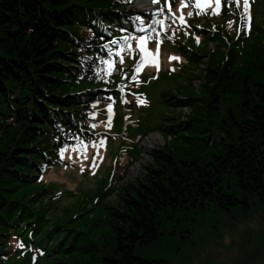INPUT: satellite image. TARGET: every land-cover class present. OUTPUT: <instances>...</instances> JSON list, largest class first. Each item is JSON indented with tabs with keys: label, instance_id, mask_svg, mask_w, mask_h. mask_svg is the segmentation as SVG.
I'll list each match as a JSON object with an SVG mask.
<instances>
[{
	"label": "trees",
	"instance_id": "obj_1",
	"mask_svg": "<svg viewBox=\"0 0 264 264\" xmlns=\"http://www.w3.org/2000/svg\"><path fill=\"white\" fill-rule=\"evenodd\" d=\"M120 9L124 11L125 7L116 0H0V251L7 246L13 228L30 227L28 218L35 213L31 208L24 210L15 206L20 200L14 190L27 176L38 175L43 151L51 152L50 148L57 150L69 143L58 137L54 120L66 124L62 134L71 143L84 140L71 126L70 113L77 115L86 108L75 92L90 89L92 85L111 86L121 71V65L116 62L118 66L109 69L111 80H107L106 56L87 51L92 62L82 75L77 58L84 51L75 40L86 35L82 26L87 16L98 14L114 21L120 18L122 13L116 11ZM252 31L257 36L264 33V27L253 24ZM202 35L204 42L224 47L219 34L211 35L203 30ZM174 40L177 41L169 38L167 43L185 58H179L186 61V65L180 66L182 70L194 62V52L187 44L181 46ZM89 44L94 45L93 41ZM232 55L234 52L223 65L218 62L214 68L198 62L197 69L202 66L204 71V93L194 104L190 102L196 98L193 95L185 98L176 95L189 100L178 102L180 107L187 105L189 113L185 116L182 113L181 119L170 117L161 125L163 133L185 126L179 135L180 143L154 150L151 165L127 187H122L114 197L116 201L104 207L108 232L73 248L75 253H89L86 257L77 258L75 254L62 264H169L164 258L137 256L134 247L165 235L173 212L213 206L236 221L251 210L254 199L264 208V51L252 55L250 63L242 67L235 65ZM222 57L219 54L216 59ZM97 70H101L99 74ZM77 75H81V80ZM91 94L85 95L91 97ZM94 99L106 102L97 96ZM173 100L167 103L175 107L178 98ZM154 105L150 102L141 109L149 116L154 112ZM116 117L119 122L121 114ZM144 124L138 123L141 136L147 128ZM88 127L93 132V127ZM86 138L93 139L89 134ZM55 154L53 151L50 156ZM55 158L56 163L60 161L57 155ZM41 187L40 194L46 199L48 195H57ZM39 229L40 225L34 227L30 236ZM43 247L49 256L53 253V249L50 252L46 245ZM70 247L72 242L59 253ZM60 258L58 255L51 259Z\"/></svg>",
	"mask_w": 264,
	"mask_h": 264
},
{
	"label": "rangeland",
	"instance_id": "obj_2",
	"mask_svg": "<svg viewBox=\"0 0 264 264\" xmlns=\"http://www.w3.org/2000/svg\"><path fill=\"white\" fill-rule=\"evenodd\" d=\"M212 2L213 0L210 4ZM141 3L145 5L143 1ZM249 4L250 28L253 24L264 27V12H260L264 9V0H249ZM214 7L215 5L206 7L210 11H207L208 18L205 22L194 25L193 22H186V27L181 28H185L186 34L188 30L194 33L204 26L208 30L212 28L224 40L223 48L215 47L208 41L204 42L203 38H187L183 44H187L194 52V62L181 70L176 68L186 63L179 59L182 56L180 52L178 59L171 60L166 48L169 47L168 50L176 53L174 48L165 46L159 52L156 50L158 45L150 47L148 52L153 53L158 60L155 63L149 60L141 67V71L148 74L141 89L146 90L151 102L155 103L151 115L147 116L145 110L140 113L136 109L137 100H132L133 105L128 112L122 114L121 120L118 122L116 118L112 122L114 129L111 133L117 136L102 135L99 141L81 142L65 147L63 162L47 164L39 173L38 179L33 180V176H27L14 190L20 200V204L15 206L24 210L31 208L35 213L28 218L32 223L30 227L25 230L22 227L13 228V234L8 238L12 252L8 251L11 253L4 256L3 264H24L25 261L28 264H62L63 261L69 262L75 254L77 258L86 257L89 253H75L73 248L84 245L91 239H98L108 232L104 207L111 201H116L117 198L114 197H117L122 187H127L130 181L144 172L145 167L151 165L150 159L154 150L167 144L176 147L180 143L179 135L183 133L185 126L179 125L176 131L163 133L161 125H165V120L170 117L178 116L181 119L182 113L184 116L189 113L187 105L180 107L178 103H187L189 100L180 99L176 95L182 98L185 95L194 96L195 100L190 101L194 104L204 93V71L202 66L197 69V64L214 68L218 66V62L223 65L229 54L234 52L232 56L235 65L242 67L250 63L252 55L264 51V33L255 36L253 31L245 30L242 19L243 0L237 6L236 16L212 15ZM68 34L76 37L73 32ZM183 44L180 43L181 46ZM219 54L223 57L217 60ZM140 58L142 57H137L136 60ZM165 62L167 63L164 66L154 68ZM153 72L159 75L156 81L151 79ZM133 74L137 75L135 79L124 80V74L119 83L126 86L128 94L131 95L129 89L134 88L133 93L139 95V75L136 69ZM170 100L175 101L174 106L177 109L167 103ZM105 108L107 107H102ZM135 112L137 113L134 114ZM97 113L112 116L114 112L107 110ZM135 117H140L141 123L145 122L147 128L143 136L137 131L138 125L133 121ZM174 121L171 120L172 123ZM194 146L196 145L192 147ZM41 186L53 190L52 193L57 195H48L46 199L40 194ZM250 209L245 216L236 218V221L213 206H207L204 210L173 212L172 220L168 221L166 227L167 233L152 243L136 244L134 254L145 258H164L169 264H264V208L254 199ZM38 225L39 231L33 237L29 236ZM53 236L59 238L55 239ZM69 242H72L70 250L59 253L60 250H65ZM18 244L23 247H18ZM28 244L32 246L33 253L26 250ZM45 245L50 252L53 249L50 256L43 248ZM32 254L36 256L35 262L30 260ZM58 255L60 260L51 259Z\"/></svg>",
	"mask_w": 264,
	"mask_h": 264
},
{
	"label": "snow or ice",
	"instance_id": "obj_3",
	"mask_svg": "<svg viewBox=\"0 0 264 264\" xmlns=\"http://www.w3.org/2000/svg\"><path fill=\"white\" fill-rule=\"evenodd\" d=\"M159 0H153V3H158ZM233 2H235L237 4V6H239L240 0H233ZM211 0H195L194 5H192L195 8L200 9L199 12H197L196 14H202L204 9L208 6H210ZM216 3V9H214L213 14H217V11L219 9V5H220V0H215ZM187 6L185 4V0H181V9H183V7ZM249 8H250V4H249V0H243V13H242V19L245 22V30L246 31H250V26H251V17L249 14ZM169 10H170V6H169ZM162 11V10H161ZM193 13H189L188 15L191 16ZM181 23H184V18L183 16L178 18ZM154 23H158V24H163V21H154ZM231 23V22H230ZM127 39V38H125ZM197 42H199V39L197 38ZM113 43H115V41H113ZM145 37H140L139 41H138V47L140 48L141 52L143 53V58L144 59H150L152 61V63L156 62V57L153 53L148 52L145 47ZM117 55H119V53H117ZM171 60H175L178 59V57H170ZM143 65L141 64V67ZM137 72L140 71V68L136 69ZM138 103L143 104L144 101L143 100H138ZM74 151H77L78 149H73ZM63 152L64 149L61 150V158H63ZM81 171H83V168L81 169ZM18 247H23V245L18 244Z\"/></svg>",
	"mask_w": 264,
	"mask_h": 264
}]
</instances>
